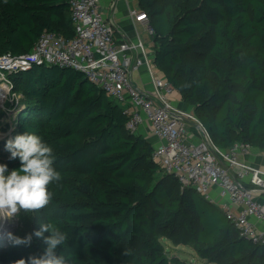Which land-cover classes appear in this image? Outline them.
<instances>
[{
  "label": "trees",
  "instance_id": "1",
  "mask_svg": "<svg viewBox=\"0 0 264 264\" xmlns=\"http://www.w3.org/2000/svg\"><path fill=\"white\" fill-rule=\"evenodd\" d=\"M154 29V61L214 141L264 150V0H137ZM70 0H0V55L30 51L45 30L74 34ZM9 77L28 104L17 132L54 149L62 179L51 202L24 212L20 234L52 223L66 264H188L163 242L190 244L214 264H264V244L243 235L193 187L153 160L154 145L126 129L127 115L85 75L34 63ZM9 171L19 160H7ZM47 235V233L45 234ZM44 245H0V264Z\"/></svg>",
  "mask_w": 264,
  "mask_h": 264
},
{
  "label": "built area",
  "instance_id": "2",
  "mask_svg": "<svg viewBox=\"0 0 264 264\" xmlns=\"http://www.w3.org/2000/svg\"><path fill=\"white\" fill-rule=\"evenodd\" d=\"M115 1L70 0L73 36L45 30L30 51L0 55V74L27 69L34 63L66 65L82 72L122 105L128 117L127 130L137 132L145 123L149 125L158 139L152 158L165 173L175 176L181 187H193L216 203L252 242L264 244V231L251 220H264V198L260 197L264 168L247 160L252 146L247 142L219 146L194 110L174 101L176 89L156 66L153 44L143 40L139 32L136 38L125 33L117 36L115 24L106 13ZM124 1L134 23L140 22L153 37L147 13L132 0ZM143 66L149 80L146 87H139L132 74ZM1 81L6 85L0 93L2 105L12 83L7 77ZM213 188L219 199L213 196Z\"/></svg>",
  "mask_w": 264,
  "mask_h": 264
},
{
  "label": "clouds",
  "instance_id": "3",
  "mask_svg": "<svg viewBox=\"0 0 264 264\" xmlns=\"http://www.w3.org/2000/svg\"><path fill=\"white\" fill-rule=\"evenodd\" d=\"M4 148L10 153L8 160L18 159L20 167L9 171L6 163H0V221H6L21 211L34 212L45 208L53 195L49 185L62 179L54 167V149L41 136L26 131L9 137ZM4 236L13 247H31L34 238L44 245L40 254L21 257L9 264H66L63 255L57 254L66 236L52 223H43L23 237L11 231Z\"/></svg>",
  "mask_w": 264,
  "mask_h": 264
},
{
  "label": "crops",
  "instance_id": "4",
  "mask_svg": "<svg viewBox=\"0 0 264 264\" xmlns=\"http://www.w3.org/2000/svg\"><path fill=\"white\" fill-rule=\"evenodd\" d=\"M131 3L134 6H136L137 8H139L137 0H132ZM106 13L115 24L116 33H117L118 37H121L122 33H125L128 36H130L131 38H136L138 35V32H139L140 36L143 40H145L148 44H151V45L153 44L151 46V51H152L153 57L155 56V49H154L155 42H154V40L150 39V38H149V40L145 39L146 37L148 38L149 36H147V32L144 30L145 29L144 26L140 22L134 23L132 18L129 16L127 5H126L124 0H116L113 8H111L110 6L107 7ZM132 77L139 87H146L148 85L149 77L147 74V70L144 66L141 67L139 72H134L132 74ZM173 99L179 106H181L185 109H188V110H193L192 106L186 104L182 100V96L177 89L173 95ZM137 132L143 134L145 137H147L149 139V141L151 140L152 133H151L150 127L147 123L142 125L139 128V131H137ZM151 143L153 145H156L158 143V139L157 138L154 139V141ZM246 157H247V160L251 164H253L255 166H261L264 168V150L263 149H260L258 147H252L249 155H247ZM246 182H247V184H250L248 180ZM212 192H213V196L215 198L219 199L218 191L216 190V188H213ZM260 197L264 198V192L262 195H260ZM251 220L255 222L256 227L259 230L264 231V220H257L254 217H252ZM169 240L172 242L171 239H169ZM172 249H175V251H173L172 254L178 255L179 257L185 259L186 261H187V258L184 257L185 256L184 254H182L183 251H186L188 249L190 250V253H193V250L195 251L193 246L190 244H179V245L173 244ZM196 255H197V253H196ZM199 257L200 256H198L197 260H199ZM200 258H202V257H200ZM203 259H206V258H203Z\"/></svg>",
  "mask_w": 264,
  "mask_h": 264
},
{
  "label": "rangeland",
  "instance_id": "5",
  "mask_svg": "<svg viewBox=\"0 0 264 264\" xmlns=\"http://www.w3.org/2000/svg\"><path fill=\"white\" fill-rule=\"evenodd\" d=\"M147 36L149 35L147 34ZM149 38L153 39L151 36L148 38L146 37L145 39L149 40ZM0 75V84L2 82L1 80L6 77L9 78L12 83L10 93H8L7 97L3 99L2 105L0 102V163H7L10 153L4 148L5 141L9 137H14L18 134V126L24 117L20 112L26 109L28 102L25 99H22V84L15 83V81L9 77L8 71L2 72ZM151 136L150 141L153 142L156 137L154 135ZM23 213L24 211H21L19 214L6 221H0V245L4 247L11 246L4 236V233L7 231H11L20 236L24 227ZM162 239L168 253L172 254V252L175 251V249H172L174 243L169 240L170 238L168 239V236H164ZM182 254L185 255L184 257L187 258L189 264H214L209 260L200 257L199 260H197L198 256L194 250L193 253H190V250L188 249L183 251Z\"/></svg>",
  "mask_w": 264,
  "mask_h": 264
},
{
  "label": "bare ground",
  "instance_id": "6",
  "mask_svg": "<svg viewBox=\"0 0 264 264\" xmlns=\"http://www.w3.org/2000/svg\"><path fill=\"white\" fill-rule=\"evenodd\" d=\"M5 87H6V85L1 82V84H0V93L6 89Z\"/></svg>",
  "mask_w": 264,
  "mask_h": 264
},
{
  "label": "water",
  "instance_id": "7",
  "mask_svg": "<svg viewBox=\"0 0 264 264\" xmlns=\"http://www.w3.org/2000/svg\"><path fill=\"white\" fill-rule=\"evenodd\" d=\"M59 65V64H58ZM59 66H61V67H67V68H72V69H75L74 67H71V66H66V65H59ZM75 70H77V69H75ZM78 71V70H77Z\"/></svg>",
  "mask_w": 264,
  "mask_h": 264
}]
</instances>
